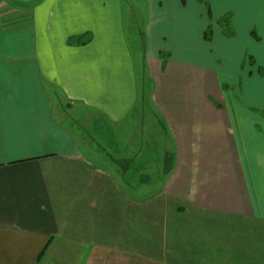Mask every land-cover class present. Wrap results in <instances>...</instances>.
Listing matches in <instances>:
<instances>
[{
	"label": "crops",
	"instance_id": "crops-1",
	"mask_svg": "<svg viewBox=\"0 0 264 264\" xmlns=\"http://www.w3.org/2000/svg\"><path fill=\"white\" fill-rule=\"evenodd\" d=\"M126 1L0 0V264H264V0Z\"/></svg>",
	"mask_w": 264,
	"mask_h": 264
},
{
	"label": "rangeland",
	"instance_id": "rangeland-1",
	"mask_svg": "<svg viewBox=\"0 0 264 264\" xmlns=\"http://www.w3.org/2000/svg\"><path fill=\"white\" fill-rule=\"evenodd\" d=\"M125 4L129 7V14L131 16V18L129 20H126V24L128 26V28H127L128 33L127 34H129V32H130L129 36H131V24H133L136 21L134 19V17H135L134 15L142 18V13L144 12V9L142 6H144V5H142L140 0H127L125 2ZM137 37L139 39V36H137ZM138 50L139 51H137V50L134 51V55L137 59L138 72H139L140 76H141V74L143 76L144 69L141 66V63L139 61L140 60L139 54H142V53H140V49H138ZM139 86H140L141 94L143 92H146V94L149 95V92L152 89V83L151 82H149V84H147V82L144 83L140 79ZM143 115H144V118L148 119V121L146 122L147 124L146 123L145 124L144 123L139 124L138 119H137L138 117L136 114H134V117L132 118L133 120L130 123H129V121L126 122L133 127L132 130L128 129V125H126L127 130H126V128H123V126L119 127V128L114 127L112 134H111V132H109V137H108V131H100L99 130L97 132L96 127H97L98 123L92 122V123H89L90 126L88 129L89 130L88 132H89V134L94 133L95 134L94 136L97 137L96 140L104 142L105 147H107V145H108L107 142H109L112 139L115 140L117 143H119L120 148H118V150H116V149L114 150L112 148H108V149L110 151H112L111 155L117 156L116 158H118L120 160H124V161L127 160L126 153L124 152L123 146L126 145L127 140H129V139H130V141L133 142V141H137L139 139L148 140V138L150 137V139H152V141L157 143L156 146H159V148L161 147L160 144L162 143L164 153H165L166 137H164V135L161 136L158 133L159 124L157 123V129H156L155 124H153L154 122L152 121V119H150V117H152V116H150L148 110H146L145 114H143ZM78 118H79L78 116L75 117V116L71 115V117H69L67 124L72 125L78 134L85 135V132H86L85 129L86 128L81 129L83 127V125H81L79 123V121H77ZM76 121H77V123H76ZM94 131L97 133H95ZM87 134L88 133H86V135ZM154 146H155V144H154ZM155 149H156V147H155ZM150 150H152V149H150ZM157 150H158V147H157ZM151 156L154 157L153 154ZM132 163H133V161H132ZM132 163L131 162L129 163L131 168L137 166L136 165L137 162H135L133 164ZM123 166H128V161L125 162ZM119 168H120V166L118 165L117 167H115V170H116V173L120 176L124 173L121 174V172L119 171ZM129 175H127V176H129ZM121 180H122V183L124 182L123 188H124L125 192H128L130 197L134 200L139 199V196H137L139 193V188H141V191H142V189H144L143 187L146 186L145 194H146V197L149 198V197L155 195L156 191L159 189V187L163 185V182L161 181V177H159V175L155 172L147 174L146 179L145 178H139L137 175L136 178H133L131 176V178L129 177L127 179H121ZM140 186H142V187H140Z\"/></svg>",
	"mask_w": 264,
	"mask_h": 264
},
{
	"label": "trees",
	"instance_id": "trees-1",
	"mask_svg": "<svg viewBox=\"0 0 264 264\" xmlns=\"http://www.w3.org/2000/svg\"><path fill=\"white\" fill-rule=\"evenodd\" d=\"M88 40H89V37L87 35L81 36V37L73 38L72 40H70V44H76V45L85 44ZM165 164H166L165 166H166V171H167L171 168V165H172L171 155L167 156Z\"/></svg>",
	"mask_w": 264,
	"mask_h": 264
}]
</instances>
